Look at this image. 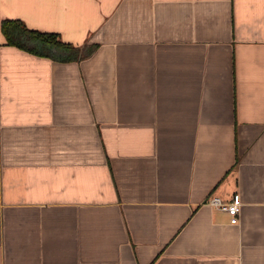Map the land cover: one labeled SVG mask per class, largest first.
I'll use <instances>...</instances> for the list:
<instances>
[{
    "label": "crops",
    "instance_id": "obj_1",
    "mask_svg": "<svg viewBox=\"0 0 264 264\" xmlns=\"http://www.w3.org/2000/svg\"><path fill=\"white\" fill-rule=\"evenodd\" d=\"M0 264H264V0H0Z\"/></svg>",
    "mask_w": 264,
    "mask_h": 264
},
{
    "label": "trees",
    "instance_id": "obj_2",
    "mask_svg": "<svg viewBox=\"0 0 264 264\" xmlns=\"http://www.w3.org/2000/svg\"><path fill=\"white\" fill-rule=\"evenodd\" d=\"M1 31L9 44L27 49L35 54L65 61L78 59L81 56L80 47L61 41L57 33L29 29L19 19L2 20ZM90 53L91 50L82 56H87Z\"/></svg>",
    "mask_w": 264,
    "mask_h": 264
},
{
    "label": "built area",
    "instance_id": "obj_3",
    "mask_svg": "<svg viewBox=\"0 0 264 264\" xmlns=\"http://www.w3.org/2000/svg\"><path fill=\"white\" fill-rule=\"evenodd\" d=\"M209 204L228 212L231 216V223L236 224L239 222V214L242 206L240 194H234L231 201L228 202H223L219 197H212L209 200Z\"/></svg>",
    "mask_w": 264,
    "mask_h": 264
}]
</instances>
